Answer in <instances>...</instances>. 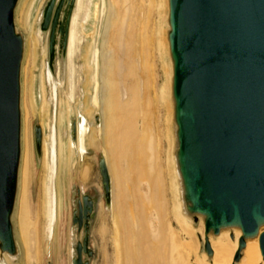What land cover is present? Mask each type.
Wrapping results in <instances>:
<instances>
[{"label":"water","instance_id":"water-1","mask_svg":"<svg viewBox=\"0 0 264 264\" xmlns=\"http://www.w3.org/2000/svg\"><path fill=\"white\" fill-rule=\"evenodd\" d=\"M172 159L180 210L209 260L228 233L240 264L257 240L264 264V0H166ZM20 0H0V264L22 257L14 216L22 156V68L27 34ZM81 0H42L36 35L50 106L51 172L56 173L60 95L80 91ZM74 100V98H73ZM239 233V236H237Z\"/></svg>","mask_w":264,"mask_h":264},{"label":"bare ground","instance_id":"bare-ground-1","mask_svg":"<svg viewBox=\"0 0 264 264\" xmlns=\"http://www.w3.org/2000/svg\"><path fill=\"white\" fill-rule=\"evenodd\" d=\"M41 3L42 0H34L33 2L32 15L34 17L38 16ZM19 4L18 6H20ZM110 8L115 9L109 13L111 16L109 19L107 18L105 23ZM141 13L142 8H138L137 0H81L76 38L78 43L84 40L81 52V59L84 61L82 63L83 77L80 80V91L76 95V88L78 89V87L73 76L69 79L70 90L66 87L60 97L57 124L58 161L55 175L51 172L49 159L50 110L43 84L41 85L42 95L45 97L43 96L42 104L47 110V121L42 126L33 127L34 157L38 168L44 162V236L47 241L49 238L54 241L58 222L59 220L62 222L60 205L63 191L62 188H59L61 172L68 162L69 168L70 164L77 159L84 160L92 153L94 155V151L89 148L91 143L88 144V140L91 138L93 143L97 144V138L104 134L106 149L100 153L98 162L103 175L102 189L104 186L107 201L101 200L100 205L102 208L107 207L111 213L115 228L114 240L117 254L124 253V258L118 256L119 264H170L171 253L169 254L164 250L160 244L158 248L154 240L159 232L158 219L160 213L158 208L162 205L158 202H162V179L157 181L153 179L147 145L144 137L141 136L142 133H140L137 121L141 100L145 99V94H141L145 79L139 74L141 61L138 52L139 38L135 36L137 24H141ZM37 16L34 18L36 21ZM104 24V37L108 36L111 41L108 52L113 51L115 53L116 61L114 60L115 64L111 71L108 73L105 71V94L103 98L105 111L101 113L98 76L100 35ZM34 36L37 45L39 39L36 37L35 27ZM132 44L134 49H132ZM41 79L43 80V78ZM124 97L126 98L124 99ZM26 153H24L23 135L20 184L23 174V156ZM174 180L176 181V178L173 173L172 192L177 196L174 201L176 216L178 220L183 219V222L186 223L185 216L180 210L178 191H175L176 183ZM72 186H69L70 191L73 189ZM155 186L159 188V194L153 198ZM23 188L21 186L20 199L24 198ZM94 205V197H89L85 185L82 188L78 187L72 190V228L77 227L82 231V239L78 246L79 252L77 251L76 255L73 256L74 264H88L86 258L92 252L88 245V236L95 211ZM81 223L83 225L80 227ZM213 248L214 256L211 262H205L206 260L199 258L198 264H233L237 242L232 241L228 237V233L221 234L213 242ZM204 257L207 258L205 255ZM261 259L258 242L254 240L248 242L240 264H260Z\"/></svg>","mask_w":264,"mask_h":264},{"label":"rangeland","instance_id":"rangeland-1","mask_svg":"<svg viewBox=\"0 0 264 264\" xmlns=\"http://www.w3.org/2000/svg\"><path fill=\"white\" fill-rule=\"evenodd\" d=\"M33 2L34 0H20V6L16 10V22L27 34V48L22 68V137L24 135V153H27L23 156L22 173L24 175H21V184L19 180L17 211H15L14 216L16 235L22 248V257L15 264H74L73 256L76 255L77 251L79 252L78 246L79 241L82 239V231L77 227L72 228L71 194L73 189L82 188L84 185L89 197H94L95 200V211L88 236V245L94 254L90 252V255L86 258L88 264H119L118 256L124 258V253L117 254L114 240L115 228L111 213L107 207L102 208L100 205L101 200L107 201L104 186L102 189L103 175L98 162L100 153L106 149L104 134L97 138V144L93 143L91 138V140H88V144L91 143L89 148L94 151V155L92 153L84 160L77 159L70 164L69 168L68 162L62 170L59 180V188H62L63 191L60 205L62 222L60 220V223L58 222L54 241H51V238L47 241L44 236L45 169L44 162L39 168L35 163L33 127L42 126L47 121V110L44 109V104H42L44 100L42 84L46 98L47 92L44 85L43 52H41L39 41L36 45L34 36V27L36 32V20L34 18L37 15L35 17L32 15ZM137 4L139 9L142 8L143 13L140 14L141 24H137V33L135 34L136 38H139L138 52L141 57L139 74L145 79V84H142L141 90V94H145V99L142 98L143 100H141L137 121L140 133H142L141 136L144 137L147 145L153 179L156 181L162 179V202L157 201L162 207L158 208L160 213L158 219L159 232L156 235L157 238H154L155 244L157 247L160 244L164 250L169 254L171 253L170 264H198L199 258H203L206 260L205 262H211L200 253L197 234L191 228L189 220L185 217L186 223L183 222V219L178 220L174 208V201L177 196L172 192L174 165L172 159V112L169 95L170 66L165 39L167 1L137 0ZM112 9L110 8L106 15L105 23L107 18L109 19L111 16L109 13L113 12L115 8ZM104 35L105 24L100 35L101 48L98 76L101 113L105 111L103 102L105 94L104 78L106 72L108 73L113 69L116 61L115 53L113 51L108 52L111 41L108 36L105 38ZM132 49H134L133 44ZM81 60L83 63V59ZM175 183L176 191L177 182L175 181ZM70 185H73L71 191L69 190ZM21 186L22 188L24 186L23 199H20ZM154 189L153 198H156L159 194V188L155 186ZM82 225L83 223L80 224V227ZM21 232L23 233L21 234ZM118 246L120 245L118 244Z\"/></svg>","mask_w":264,"mask_h":264}]
</instances>
